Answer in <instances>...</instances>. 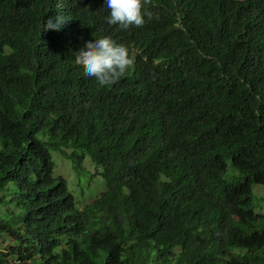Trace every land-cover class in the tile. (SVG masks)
Masks as SVG:
<instances>
[{"label":"trees","instance_id":"obj_1","mask_svg":"<svg viewBox=\"0 0 264 264\" xmlns=\"http://www.w3.org/2000/svg\"><path fill=\"white\" fill-rule=\"evenodd\" d=\"M146 7L0 0V264H264V0ZM105 36L131 62L101 86L73 53ZM54 154L105 190L80 207Z\"/></svg>","mask_w":264,"mask_h":264},{"label":"clouds","instance_id":"obj_2","mask_svg":"<svg viewBox=\"0 0 264 264\" xmlns=\"http://www.w3.org/2000/svg\"><path fill=\"white\" fill-rule=\"evenodd\" d=\"M148 0H104L107 9V24L120 29L141 27L145 18L151 19L152 13L147 9ZM62 15L49 16L40 25L39 31H58L63 26ZM73 63L81 66L83 74L95 78L99 85L114 83L130 66L127 49L115 43L109 37L92 38L73 53Z\"/></svg>","mask_w":264,"mask_h":264},{"label":"rangeland","instance_id":"obj_3","mask_svg":"<svg viewBox=\"0 0 264 264\" xmlns=\"http://www.w3.org/2000/svg\"><path fill=\"white\" fill-rule=\"evenodd\" d=\"M54 162L55 173L66 179L69 190L80 207L93 200L105 190L104 181L99 175L97 176L95 165L88 158L84 161V166L86 167L85 175H90L88 179L83 174L74 172L70 161L66 157L54 154ZM253 189L257 195H264V186L256 185ZM259 210L261 213H264V204Z\"/></svg>","mask_w":264,"mask_h":264}]
</instances>
